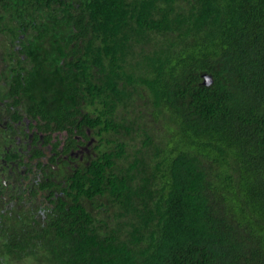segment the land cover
I'll return each mask as SVG.
<instances>
[{"label": "trees", "instance_id": "obj_1", "mask_svg": "<svg viewBox=\"0 0 264 264\" xmlns=\"http://www.w3.org/2000/svg\"><path fill=\"white\" fill-rule=\"evenodd\" d=\"M0 71L96 139L0 264H264V0H0Z\"/></svg>", "mask_w": 264, "mask_h": 264}, {"label": "flooded vegetation", "instance_id": "obj_2", "mask_svg": "<svg viewBox=\"0 0 264 264\" xmlns=\"http://www.w3.org/2000/svg\"><path fill=\"white\" fill-rule=\"evenodd\" d=\"M6 94L0 92V207L44 221L70 196L71 178L88 164L96 139L82 119L58 128L39 114L32 117L21 95L8 102Z\"/></svg>", "mask_w": 264, "mask_h": 264}, {"label": "water", "instance_id": "obj_3", "mask_svg": "<svg viewBox=\"0 0 264 264\" xmlns=\"http://www.w3.org/2000/svg\"><path fill=\"white\" fill-rule=\"evenodd\" d=\"M213 79L212 76L210 74L207 73H203L202 74V83L204 85H210L212 83Z\"/></svg>", "mask_w": 264, "mask_h": 264}]
</instances>
